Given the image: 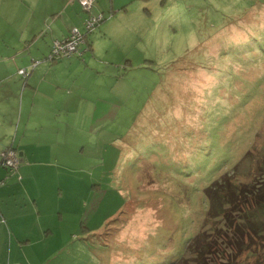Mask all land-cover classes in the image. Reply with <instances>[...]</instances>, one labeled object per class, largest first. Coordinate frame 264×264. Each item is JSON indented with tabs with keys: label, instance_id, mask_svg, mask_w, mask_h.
Returning a JSON list of instances; mask_svg holds the SVG:
<instances>
[{
	"label": "rangeland",
	"instance_id": "1",
	"mask_svg": "<svg viewBox=\"0 0 264 264\" xmlns=\"http://www.w3.org/2000/svg\"><path fill=\"white\" fill-rule=\"evenodd\" d=\"M88 14L103 17L92 50L52 62L60 28L84 31ZM19 67L44 74L32 120H61L31 157L57 196L23 216L45 243H0V264H171L200 228L204 187L230 166L252 179L264 157V0H0V72Z\"/></svg>",
	"mask_w": 264,
	"mask_h": 264
},
{
	"label": "crops",
	"instance_id": "2",
	"mask_svg": "<svg viewBox=\"0 0 264 264\" xmlns=\"http://www.w3.org/2000/svg\"><path fill=\"white\" fill-rule=\"evenodd\" d=\"M76 25L78 24L73 22L66 30L60 28L62 38L68 34L71 27ZM51 33L52 35L55 33L54 28ZM90 43H92V39ZM91 45L90 49L92 50ZM31 71L26 77H23V80L20 79L22 75L16 74L14 70L0 72V98L5 100L3 114L0 115V151L10 144L13 145L12 148L16 150L18 156L16 168L21 173L19 179L15 176V171L6 174L8 169L0 165V180L4 179V182L0 184V243L8 245L9 252L13 243L15 247L30 246L31 239L35 242L45 243L49 230L36 227L37 234L30 233V230L23 224V216L36 215L39 219L41 215H46L48 198L53 195L57 196L54 188L41 182L40 171L33 168L37 161L31 157L36 149L43 148L41 134L44 131H52L57 135L58 123L61 120L56 115H53L52 118L40 116L38 120H32L34 95L37 93L33 85L35 83L33 78H40L44 74L40 72L31 75ZM29 93L32 94L31 97L28 95ZM45 121H51L48 124L53 128L43 129ZM129 136L130 133L126 131L121 138L128 139ZM15 215H22L18 223H16ZM14 237L15 241L13 242Z\"/></svg>",
	"mask_w": 264,
	"mask_h": 264
},
{
	"label": "trees",
	"instance_id": "3",
	"mask_svg": "<svg viewBox=\"0 0 264 264\" xmlns=\"http://www.w3.org/2000/svg\"><path fill=\"white\" fill-rule=\"evenodd\" d=\"M88 33L84 34L86 43L82 45L87 44V48L91 44ZM50 58H54L52 62L57 60L54 55ZM178 69L179 65L172 71ZM171 136L176 142L175 135ZM178 140L182 146L186 141ZM158 141L160 153L168 154L165 142ZM8 147L13 145L5 148ZM255 164L252 179L242 180L230 166L204 187L207 207L200 228L187 241L183 254L171 264H264V157ZM81 228L87 229L85 225Z\"/></svg>",
	"mask_w": 264,
	"mask_h": 264
},
{
	"label": "built area",
	"instance_id": "4",
	"mask_svg": "<svg viewBox=\"0 0 264 264\" xmlns=\"http://www.w3.org/2000/svg\"><path fill=\"white\" fill-rule=\"evenodd\" d=\"M93 2L94 0H80L82 6L88 10ZM101 18V14H88L83 21L84 31H81L75 26L71 27L67 36L61 39L55 38L52 41L49 54L54 55V57H66L72 55L73 53H80L81 46L85 43L84 34L87 31H91ZM37 62H39V60L32 61L33 64H36ZM18 73L25 74L26 69L18 68ZM0 155L1 164L5 166L8 171H13V169L18 165L16 150L12 147H8L1 150Z\"/></svg>",
	"mask_w": 264,
	"mask_h": 264
},
{
	"label": "clouds",
	"instance_id": "5",
	"mask_svg": "<svg viewBox=\"0 0 264 264\" xmlns=\"http://www.w3.org/2000/svg\"><path fill=\"white\" fill-rule=\"evenodd\" d=\"M67 35H68V34H67ZM67 35H66V36H67ZM64 37H65V36H64ZM64 37H63V38H64ZM85 43H86V41H85ZM86 48H87V44H86L85 46H81V49H86ZM87 49H88V48H87ZM76 54H79V53H76ZM80 54H81V53H80Z\"/></svg>",
	"mask_w": 264,
	"mask_h": 264
},
{
	"label": "bare ground",
	"instance_id": "6",
	"mask_svg": "<svg viewBox=\"0 0 264 264\" xmlns=\"http://www.w3.org/2000/svg\"><path fill=\"white\" fill-rule=\"evenodd\" d=\"M92 5H93V4H92ZM92 5L90 6L89 10H88V9H86V10L90 11V9H91Z\"/></svg>",
	"mask_w": 264,
	"mask_h": 264
},
{
	"label": "water",
	"instance_id": "7",
	"mask_svg": "<svg viewBox=\"0 0 264 264\" xmlns=\"http://www.w3.org/2000/svg\"><path fill=\"white\" fill-rule=\"evenodd\" d=\"M19 74H20V73H19ZM21 75L25 77V75H23V74H21Z\"/></svg>",
	"mask_w": 264,
	"mask_h": 264
}]
</instances>
